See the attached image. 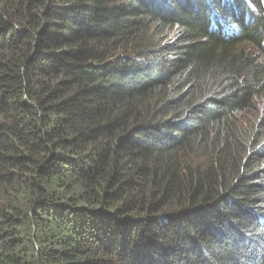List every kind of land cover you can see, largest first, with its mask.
Returning a JSON list of instances; mask_svg holds the SVG:
<instances>
[{
  "label": "trees",
  "instance_id": "obj_1",
  "mask_svg": "<svg viewBox=\"0 0 264 264\" xmlns=\"http://www.w3.org/2000/svg\"><path fill=\"white\" fill-rule=\"evenodd\" d=\"M0 264H264V0H0Z\"/></svg>",
  "mask_w": 264,
  "mask_h": 264
},
{
  "label": "rangeland",
  "instance_id": "obj_2",
  "mask_svg": "<svg viewBox=\"0 0 264 264\" xmlns=\"http://www.w3.org/2000/svg\"><path fill=\"white\" fill-rule=\"evenodd\" d=\"M168 40L170 39H165V41H163L164 44H166ZM260 108H257V110L253 113L248 112L245 113L243 115H241L240 117H238L237 119V125L239 127V129L241 131H248L250 129V127L253 125L254 121L257 120V118L260 116Z\"/></svg>",
  "mask_w": 264,
  "mask_h": 264
}]
</instances>
